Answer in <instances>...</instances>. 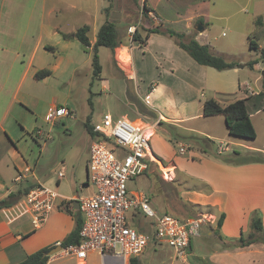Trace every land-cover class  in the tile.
I'll return each mask as SVG.
<instances>
[{"label": "rangeland", "instance_id": "obj_1", "mask_svg": "<svg viewBox=\"0 0 264 264\" xmlns=\"http://www.w3.org/2000/svg\"><path fill=\"white\" fill-rule=\"evenodd\" d=\"M145 1L63 0L62 11L53 18L62 30L74 31L88 24L89 36L94 40L99 26L107 17L116 23L122 44L114 51L105 46L99 48L102 65L99 76H94L92 50L85 51L77 39L65 42L60 40L61 45L54 54L51 52L38 54L36 63H39L40 57L43 56V61H47L46 64L53 73L38 80L30 71L22 82L18 91L19 100L10 120L9 136L15 144L12 146L19 155L14 157V161L10 158L11 155L10 157L5 155L0 169V182H5L10 187L17 185L20 181H15L18 174L15 164L18 168L29 165L41 178L46 174L43 182L54 187L58 172L65 167L66 177L59 185V193L62 196H75L76 199L86 195L91 189L80 188L82 184L80 178L84 176L85 179L90 153V134L85 123L88 120L90 123L98 122L108 111L115 116H125L133 121L141 119L148 127L150 125L154 127L155 131L149 139L158 161L149 157L146 171L130 180L128 188L131 192L147 193L153 207L160 212L167 211L180 217L205 216L206 223L203 225L202 234L192 240V251L187 262L209 264L207 257L212 252L211 248L215 242L223 238L220 229L217 228L219 216L215 215L213 209L206 204L193 203L187 198L188 193L192 195L193 191H204L206 187L200 180L206 164L204 161H191L198 160L201 153L194 145L193 136L205 137L203 133L209 132L211 135L209 137L214 140L211 151L218 150V153H221L223 147L228 145L230 152L223 150L222 155L233 154L234 150L242 155L260 151L264 157V111L253 115L257 136L251 140L230 135L223 115L204 116L202 108L207 98L216 96L220 100H225L235 97L240 84L242 89L244 87L255 91L263 90L264 56L261 50L264 48V26L257 24L256 21L259 16L264 21V0H149V3L155 4L156 7L155 11L152 8L153 11L148 15L143 11ZM74 4L83 8L85 13H78L73 8ZM95 17H98L97 20ZM199 19L204 21L203 25L206 26L204 31L196 29L200 23ZM157 25L162 30L172 28L184 32L187 40L196 38L200 43L209 45L214 53L226 61H234L237 65L243 64L244 67L225 71L213 68L221 74H215L208 85L198 91L197 96L191 97L186 80L188 74L192 73V70L189 72L192 66L187 59L197 66L202 65L179 48L169 36L153 34L149 44L151 36L144 45L133 38L137 30L145 38L148 29ZM131 26L136 27L134 33L129 32ZM252 39L257 43V49L251 48ZM135 43H139L141 47L148 44L147 49H140V45L136 46ZM133 45L134 63L133 61L131 63V56L129 58L122 50L126 49L130 54ZM165 58L174 61L178 70L176 78L170 77L171 70L165 66L163 61ZM252 60L258 61L256 67L249 65ZM68 61L71 64L66 67ZM134 67L137 75L131 80L128 76L129 69ZM20 74L21 71L18 70L16 77ZM219 78L224 83L221 88L227 91V97L225 94L217 93L218 89L213 91L215 90L213 84L220 82ZM160 82L167 86H160V92L153 93L151 102L147 101L155 87L153 83ZM200 86L196 85L194 94ZM144 91L145 94H142ZM202 92L205 95H201ZM53 105L67 107L71 114L56 121H49L47 113ZM160 111L168 115L167 120L161 117L163 112ZM173 115L184 119L178 120ZM140 124L142 125V122ZM39 129L43 131L41 136L37 134ZM187 143L189 146L182 154L180 146ZM0 146L1 156L4 157L3 146L1 144ZM6 161L9 166L6 165ZM46 179L48 180L45 181ZM29 180H35L32 172L29 173ZM20 185V189L28 187L26 184ZM61 200L60 197L58 203H62ZM24 204V197H21L12 210H19ZM64 204L67 205V201ZM63 211L67 214L65 210ZM138 217L143 228H148L150 219L143 214ZM213 221L214 228L211 227ZM210 230L212 233L206 236ZM225 244H228V240ZM155 254H157L155 251L149 250L143 255V262L148 264L147 258ZM166 255L170 261L174 254L170 250ZM153 258L155 261L157 257ZM93 259L96 264L101 262L98 257ZM76 261L77 259L72 257H59L51 260L49 264H74ZM175 261L181 264L180 260Z\"/></svg>", "mask_w": 264, "mask_h": 264}, {"label": "crops", "instance_id": "obj_2", "mask_svg": "<svg viewBox=\"0 0 264 264\" xmlns=\"http://www.w3.org/2000/svg\"><path fill=\"white\" fill-rule=\"evenodd\" d=\"M146 2L148 4L149 0H146ZM62 5L63 0H0V144L3 146L2 150L4 151V157H2L0 149V169L4 158L10 157L11 155L10 158H12L14 161V157L16 158L19 155L12 146L15 144L11 141L9 136H11L10 120L19 100L18 91L23 84L22 82L27 78V75L30 71H32L34 78H36L35 74L39 70L50 69L46 64L47 61H43V56L40 57V62L36 63L37 57H39L38 54L40 52H51L54 54L57 52L59 45H61L59 42L60 40H63L64 42L71 40L65 39L62 33L72 31L62 30L61 26L53 20V18L57 16V13L62 11ZM148 6H151V8H153L155 11V4L153 5L152 3H149ZM73 8L76 9L78 13H85V10L76 4L73 5ZM95 14L96 16H99L98 13ZM97 18L98 17H95L96 20ZM106 20H108L107 17L104 18V21L101 23V25ZM152 37L153 34L148 40V44ZM95 41L96 39L91 40L92 44ZM148 44L145 47H141L139 43H135L136 46L140 45V49H147ZM62 45H64V43H62ZM135 45H133L130 50V54H128V57L131 56V63L132 61L134 63L133 48ZM48 47H53V49H49ZM126 59L127 57H125V60ZM187 60L191 63L192 69H190L189 72L192 70V73H189L190 75L188 74L186 85L187 89L192 94L191 97H195L201 88L208 85L209 80H212V77H214L215 74L221 73H217L215 70H213V67L204 68L202 66L195 65V63L190 59ZM69 61L72 62L71 59H69ZM69 61L66 67L71 64ZM163 61L165 66L167 65L169 70H171L170 77L176 78L178 70H176L174 61L170 59L168 60L167 58L163 59ZM126 64L130 65L128 63ZM173 67L174 69H172ZM254 67H256V64ZM237 68L239 67L236 66L235 68L228 70H235ZM18 70L21 71V74L19 77H16V72ZM129 72V78L134 80L137 75L135 67L131 70L129 69ZM219 79L220 82L213 84V87H215V90L213 91L218 89L219 91H216L217 93L225 94L226 96L227 91L221 88L224 86V83L221 78ZM153 85H155V87L147 97V101L149 102H151L153 93L155 94L160 92V86H167V84L163 82L153 83ZM196 85L201 86L194 94ZM261 91L262 89L257 91L244 89V87L242 89V84H240L239 92L236 93L237 95L235 97L225 100H220L216 96L213 98H216L222 104L229 103L237 98H248V111L253 121L254 114H260L264 111V103L263 106L255 105L256 95ZM142 94H145V91ZM202 94L204 93L202 92L201 95ZM216 116L220 115H215V117ZM161 117H164L166 120L168 119V115L164 112L161 113ZM174 117L178 120L184 119L179 118V116ZM137 121L142 122L141 126L148 128L147 124H145L143 120L136 119L135 122ZM91 124H93V122H91ZM203 134L207 137L211 136L209 132H204ZM92 141L93 136L90 134V146ZM187 145L189 146V143H187ZM223 148L225 152H230L228 145H225ZM151 150L153 152L152 148ZM201 153L198 155V160L194 159L191 161H204L206 164V168L203 174L200 176L201 183H203V185L206 187L204 191H193L194 193L192 195L188 193L187 198H189L193 203L209 205L215 212L216 216H220L222 213L226 214L223 225L220 229V234L223 236V240L215 242L211 248L212 252L207 257L209 264H264L263 243L255 242L243 247H229L226 246L227 244H225L227 243V240L229 241V238H239L241 235H249L253 231L251 227L252 217L256 211H259L262 216L264 228V162L234 165L224 163L211 155H203ZM5 155L7 156L5 157ZM6 165L9 166L7 161ZM15 167L18 169V174L15 176V181L18 182L16 179L19 174L23 175V179L18 182L17 185L11 187L5 182H0V200L8 197L11 192H15L20 189L21 183L26 184L25 186L28 187L34 186L37 182L45 183L43 182V179L47 177L46 174L41 178L36 174L35 169L29 165H25V168H18L15 164ZM62 168L66 169L65 167ZM30 172H32V174L35 176L34 181L29 180ZM80 179L82 182L80 185H84L82 190L91 189V192L87 194L93 193L94 188L91 185L87 186L86 184L87 164L85 179L84 176H82ZM47 180L48 179L45 181ZM57 180L58 178H56V182ZM61 181L59 182V185ZM63 196L67 197L68 199H72L73 201L76 199L75 196ZM64 202L65 201H63L59 207L62 209L64 206V209H62V211H53L47 217L44 224L38 229H34L33 225L31 224V216H29L30 214L26 210L25 204L24 207L19 208V210H12L14 206L19 203V201L9 208L1 209L0 264L19 263L23 261L29 254L43 247L61 243V241L75 227L74 217L69 211H67L66 207H68L71 211L74 210L68 202L67 205H65ZM63 210H65L67 214ZM213 224L214 221L211 225L212 228H214ZM211 233L212 231L210 230L208 233H206V236H209ZM149 250H153L157 254L154 256L151 255L147 258L148 264H177L175 261L177 259H175L176 257L174 255L172 260L169 261L167 259V252H170L171 250L173 253V250L166 243L149 246L144 251V253L139 256L142 261L143 255ZM191 251L192 243L190 252ZM155 256L157 258L154 261L153 257ZM93 257H98L101 259V262L99 261L98 264H119L114 262L111 258L104 259L97 252L91 253L87 257L85 264H96L94 263ZM58 258L59 257L57 254H54L51 258H49L47 264H49L51 260ZM74 264H84V262L77 260ZM181 264H188V262L186 261L184 263L181 261Z\"/></svg>", "mask_w": 264, "mask_h": 264}, {"label": "built area", "instance_id": "obj_3", "mask_svg": "<svg viewBox=\"0 0 264 264\" xmlns=\"http://www.w3.org/2000/svg\"><path fill=\"white\" fill-rule=\"evenodd\" d=\"M135 26L129 28L134 33ZM67 107L54 106L48 113L49 121L70 115ZM96 135L90 146L87 163V186L93 193L82 195L79 211L83 216L80 230L81 242L70 244L58 253V257H72L84 262L91 253H99L104 259L111 258L119 264H130L151 245L166 243L176 259L186 262L191 243L202 234L205 216L177 217L169 212L156 210L144 191L131 192L128 182L143 174L148 168L151 140L146 128L135 121L105 112L98 122L92 124ZM39 136L43 135L38 130ZM187 144H181L183 154ZM66 176L63 168L58 172L56 186L37 182L24 195L25 207L31 216L34 229L40 228L47 217L60 207L63 197L74 206V201L62 196L59 182ZM23 175L19 174L17 181ZM86 186V185H85ZM84 185H81V189ZM143 214L150 219L144 229L139 221Z\"/></svg>", "mask_w": 264, "mask_h": 264}, {"label": "trees", "instance_id": "obj_4", "mask_svg": "<svg viewBox=\"0 0 264 264\" xmlns=\"http://www.w3.org/2000/svg\"><path fill=\"white\" fill-rule=\"evenodd\" d=\"M143 11L145 15H148L149 12L153 11L151 7L148 6L147 2L143 4ZM199 22L204 23L202 19H199ZM257 24L264 26V21L261 16L257 19ZM90 26L83 25L77 28L72 32H63L62 35L65 39H77L79 40L85 51L92 50V59H93V68L94 76H99L102 72V65L100 63L99 48L102 46L110 48L114 51L115 48L119 47L122 44V39L118 31V27L114 21L106 20L98 29L96 41L92 44L91 38L89 36ZM151 34H161L164 36H169L174 39L175 43L179 48L187 52L191 58L198 64L202 66H210L217 70H228L235 68L237 63L234 61H226L222 56L213 52L207 44L200 43L196 38L186 39V33L176 31L175 29L168 28L162 30L158 25L148 29L147 35L143 38L138 30L134 34V40L139 41L141 45L146 44V40L151 36ZM53 49V47H48ZM251 48L257 49V43L252 39ZM262 55L264 56V48H262ZM257 60H252L249 65L254 67L257 64ZM52 71L50 69L39 70L35 76L38 79H43L46 76L51 75ZM248 98H237L229 103L222 104L216 98H207L203 104V114L204 116H215L223 115L229 130V134L236 137H242L246 139H255L257 136L256 128L251 119L250 113L247 106ZM264 103V87L263 90L256 95V106H263ZM85 126L88 132L94 137L96 133L93 131V126L88 120L85 123ZM194 145L197 146L198 150L204 154L211 155L216 159L229 164L241 165L246 163H257L264 162V157L261 156L260 151L254 153H247L242 155L240 152L234 150L233 154L228 153L222 155L221 153L211 151V145L214 144V140L210 137H200L193 136ZM218 153V154H217ZM31 188L27 187L25 189H18L15 192H11L8 197L0 200V210L3 208H9L15 205L21 197H23L28 190ZM150 198V197H149ZM151 202V200H150ZM152 204V203H151ZM69 211L75 220L74 229L61 241V245L66 247L70 244H77L81 242L80 230L83 224V216L79 210H75L74 206L72 207L74 211ZM163 212V211H162ZM167 212V211H164ZM170 213V212H169ZM172 214V213H171ZM175 215V214H173ZM180 217L178 215H175ZM191 217V216H187ZM180 217V218H187ZM226 217L225 213H222L217 219V228L221 229L224 219ZM251 227L253 231L248 235H241L239 238H229L228 244L229 247H243L250 245L255 242H261L264 244V228L262 223V216L259 211H256L252 217ZM223 238V236H222ZM56 245L43 247L31 254H29L23 261L16 264H47L50 258L47 253ZM130 264H144L139 257H133L130 260Z\"/></svg>", "mask_w": 264, "mask_h": 264}, {"label": "water", "instance_id": "obj_5", "mask_svg": "<svg viewBox=\"0 0 264 264\" xmlns=\"http://www.w3.org/2000/svg\"><path fill=\"white\" fill-rule=\"evenodd\" d=\"M196 29L199 30V31H204L205 29V26L203 25V23H198L197 26H196ZM237 67H244V65H240L238 64ZM74 208L76 210L79 209V201L77 199L74 200ZM63 249V246L61 245V243L57 244L55 247H53L48 253L47 255L51 256V255H54V254H57L59 253L61 250Z\"/></svg>", "mask_w": 264, "mask_h": 264}, {"label": "bare ground", "instance_id": "obj_6", "mask_svg": "<svg viewBox=\"0 0 264 264\" xmlns=\"http://www.w3.org/2000/svg\"><path fill=\"white\" fill-rule=\"evenodd\" d=\"M122 51L125 52V54H127V55L129 54L128 50H126V49H124ZM136 123L141 126L140 122H136ZM141 127L146 128L145 126H141ZM146 129H147L146 130L147 137L150 138V136L153 135V133H154L155 130H153V127L151 125H150V127L146 128ZM150 150H151V147H150ZM151 155H152L153 159L157 160V157L154 155V153L152 152V150H151Z\"/></svg>", "mask_w": 264, "mask_h": 264}]
</instances>
